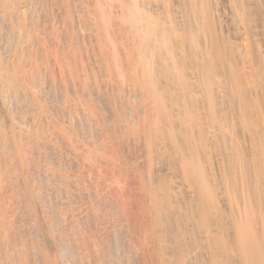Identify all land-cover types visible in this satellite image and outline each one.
Returning a JSON list of instances; mask_svg holds the SVG:
<instances>
[{
	"label": "bare ground",
	"instance_id": "obj_1",
	"mask_svg": "<svg viewBox=\"0 0 264 264\" xmlns=\"http://www.w3.org/2000/svg\"><path fill=\"white\" fill-rule=\"evenodd\" d=\"M0 264H264V0H0Z\"/></svg>",
	"mask_w": 264,
	"mask_h": 264
},
{
	"label": "rangeland",
	"instance_id": "obj_2",
	"mask_svg": "<svg viewBox=\"0 0 264 264\" xmlns=\"http://www.w3.org/2000/svg\"><path fill=\"white\" fill-rule=\"evenodd\" d=\"M118 252H119V254H118ZM118 252H117V254H116V255H117V256H119V255H120V257H123V256H122V254H121V252H120V251H118ZM120 257H119V258H120Z\"/></svg>",
	"mask_w": 264,
	"mask_h": 264
}]
</instances>
